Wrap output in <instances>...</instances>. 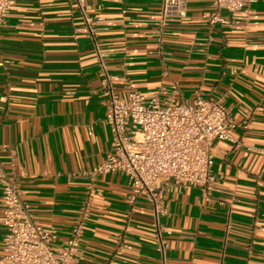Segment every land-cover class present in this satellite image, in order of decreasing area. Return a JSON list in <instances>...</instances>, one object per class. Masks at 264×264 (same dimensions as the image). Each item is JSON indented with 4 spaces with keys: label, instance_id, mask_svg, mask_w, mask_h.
<instances>
[{
    "label": "crops",
    "instance_id": "obj_1",
    "mask_svg": "<svg viewBox=\"0 0 264 264\" xmlns=\"http://www.w3.org/2000/svg\"><path fill=\"white\" fill-rule=\"evenodd\" d=\"M162 25L161 0H85L117 91L177 101L222 98L237 124L214 142L208 191L173 183L165 193L166 264H264V0L221 11L182 0ZM76 0H13L0 28V171L14 176L29 211L67 238L84 199L81 171L111 149L100 68ZM246 124V127L243 125ZM128 179H96L78 264H161L144 196ZM1 195V186H0ZM0 253L4 227L1 223Z\"/></svg>",
    "mask_w": 264,
    "mask_h": 264
},
{
    "label": "built area",
    "instance_id": "obj_2",
    "mask_svg": "<svg viewBox=\"0 0 264 264\" xmlns=\"http://www.w3.org/2000/svg\"><path fill=\"white\" fill-rule=\"evenodd\" d=\"M258 0H212L213 19L223 21L221 11H249ZM82 17L81 30L91 39L100 68V89L105 97L106 123L111 133V149L91 169L81 171L87 178L79 214L67 238L44 229L23 201L14 176L0 171L1 223L4 227L0 264H78L80 240L85 231L96 179L118 173L128 179L125 200L130 205L144 196L152 211L156 252L166 264L164 227L165 193L173 183L199 186L208 191L214 181L213 147L216 140H231L237 124L222 98L195 93L191 101H177V85L171 94L143 96L129 88L121 95L108 71L105 54L99 49L97 18L87 12L85 0H76ZM13 0H0V28ZM182 0H161L158 13L162 25L185 16ZM246 127V124L243 125Z\"/></svg>",
    "mask_w": 264,
    "mask_h": 264
}]
</instances>
